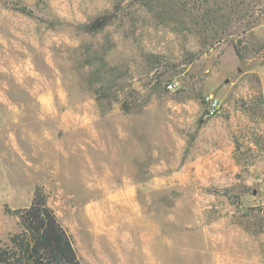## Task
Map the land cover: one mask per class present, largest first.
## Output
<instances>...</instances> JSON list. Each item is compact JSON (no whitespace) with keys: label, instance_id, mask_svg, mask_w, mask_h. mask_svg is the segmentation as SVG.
I'll use <instances>...</instances> for the list:
<instances>
[{"label":"rangeland","instance_id":"obj_1","mask_svg":"<svg viewBox=\"0 0 264 264\" xmlns=\"http://www.w3.org/2000/svg\"><path fill=\"white\" fill-rule=\"evenodd\" d=\"M263 66L264 0H0V246L40 187L83 264H264Z\"/></svg>","mask_w":264,"mask_h":264},{"label":"trees","instance_id":"obj_2","mask_svg":"<svg viewBox=\"0 0 264 264\" xmlns=\"http://www.w3.org/2000/svg\"><path fill=\"white\" fill-rule=\"evenodd\" d=\"M22 13H28L25 8ZM107 18L99 19L92 30L101 29L106 25ZM239 57H243L239 47H236ZM101 83L103 90L113 89L109 84L114 78L105 64L93 71L90 84ZM99 93L100 90H99ZM102 94L99 95L101 97ZM145 102H149L146 100ZM141 105L129 106L123 104L126 113L140 109ZM5 214L17 217L18 229L11 233L0 246V264H83L77 254L72 236L63 227L55 211L48 204V199L42 188L36 187L32 201L28 207L12 210L5 207Z\"/></svg>","mask_w":264,"mask_h":264},{"label":"built area","instance_id":"obj_3","mask_svg":"<svg viewBox=\"0 0 264 264\" xmlns=\"http://www.w3.org/2000/svg\"><path fill=\"white\" fill-rule=\"evenodd\" d=\"M168 88L173 89V85H169ZM205 103L207 105V117H213L220 112L222 104L218 98L213 95L207 96L205 98Z\"/></svg>","mask_w":264,"mask_h":264},{"label":"crops","instance_id":"obj_4","mask_svg":"<svg viewBox=\"0 0 264 264\" xmlns=\"http://www.w3.org/2000/svg\"><path fill=\"white\" fill-rule=\"evenodd\" d=\"M259 85H260V90L261 94L263 97V102H264V66L261 67L260 72H259Z\"/></svg>","mask_w":264,"mask_h":264}]
</instances>
